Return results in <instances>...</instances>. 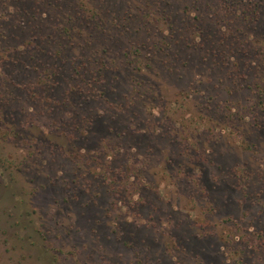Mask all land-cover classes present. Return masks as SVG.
<instances>
[{"label": "rangeland", "instance_id": "1", "mask_svg": "<svg viewBox=\"0 0 264 264\" xmlns=\"http://www.w3.org/2000/svg\"><path fill=\"white\" fill-rule=\"evenodd\" d=\"M0 264H264V0H0Z\"/></svg>", "mask_w": 264, "mask_h": 264}, {"label": "trees", "instance_id": "2", "mask_svg": "<svg viewBox=\"0 0 264 264\" xmlns=\"http://www.w3.org/2000/svg\"><path fill=\"white\" fill-rule=\"evenodd\" d=\"M32 16H35V14H33Z\"/></svg>", "mask_w": 264, "mask_h": 264}]
</instances>
